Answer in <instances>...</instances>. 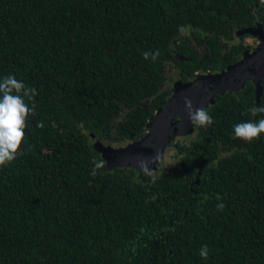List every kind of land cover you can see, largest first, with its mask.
<instances>
[{
	"label": "trees",
	"instance_id": "16d2710c",
	"mask_svg": "<svg viewBox=\"0 0 264 264\" xmlns=\"http://www.w3.org/2000/svg\"><path fill=\"white\" fill-rule=\"evenodd\" d=\"M257 22L261 0H0V77L36 89L0 167V264H264V133L233 136L264 118V93L205 109L209 131L185 145L193 170L207 165L193 189L178 161L154 182L111 172L92 136L143 138L172 92L169 63L184 80L222 69L241 49L235 30ZM208 141L231 151L212 165Z\"/></svg>",
	"mask_w": 264,
	"mask_h": 264
},
{
	"label": "flooded vegetation",
	"instance_id": "af4514ba",
	"mask_svg": "<svg viewBox=\"0 0 264 264\" xmlns=\"http://www.w3.org/2000/svg\"><path fill=\"white\" fill-rule=\"evenodd\" d=\"M258 23V22H257ZM200 31H197V33H199ZM236 34L233 39L232 42L235 45H239L240 46V50L238 51V57L235 61H233L232 63L227 64L224 68L222 69H217V70H201V71H197L195 76L193 78H191L190 80H184L181 75H180V69L177 63L174 62H170L168 65V74H169V83L167 85V89L171 90V94L168 97V102L166 105L169 104L171 97L176 93L177 88H179V86L181 87L186 86L191 84L192 82H194L195 80L199 79L201 76L203 75H207V74H218V73H229V70L231 68V66L237 62H239L240 60H242L247 54L255 51L258 48V45L260 43V39L259 41L256 40V37H253V41L246 43V38L250 36L249 33H244L242 32L241 28H237L235 30ZM185 35H189L190 37L194 38V34L192 33V28L188 27L186 28V30H184V32L181 34V36H185ZM192 38V42L191 44L198 49L199 52L202 51V46L198 45L197 40ZM258 73V69L256 68L255 63L250 65L249 67L242 69L238 72L237 78L235 80V82L233 83L232 86L234 87H228L227 89H223V86H221L220 84H215V83H211V84H202L199 86L198 89H201L204 93H203V98L206 101V105L203 109H206L209 106H212L214 104L217 103V101L219 99H222L223 96H229L231 93L233 96L237 97V98H241V97H247L250 96L251 98L254 99V102L256 101V89H257V85L254 82L255 81V76ZM261 85L263 86L262 88V94L264 93V77L261 79L260 81ZM197 89V90H198ZM196 91V90H195ZM255 105L257 106V101L255 102ZM180 111V110H179ZM178 119H179V115L178 113H176V115L173 116V120L178 124ZM151 121V120H150ZM211 125H207L204 127H199L197 125H195L194 128V134L193 137L191 139H186V138H182L178 135H176L174 137L173 140L170 141L169 145L167 146V149L165 151L164 154V159L161 162L165 163V157L166 154L168 152V150H173L175 152V156L178 159V163L180 165L181 168H183L185 171H191V176H192V182H191V189H193L194 185L199 184L200 182V175H199V171L203 170L207 165H203L202 167L196 168L193 170V166H189L188 165V158L191 157L193 155V153L196 152V150L194 151V149H192L191 147H189L187 149V147L185 148V145L193 143V141L197 138V136L199 135V133L201 132H207L209 131ZM179 127V125H178ZM148 128V125H147ZM180 131V128H179ZM148 134V133H147ZM146 134V135H147ZM145 135V136H146ZM94 140H93V145L96 141L100 140L101 142H103L100 138H98L97 136H95V134L92 135ZM144 136V137H145ZM143 137V138H144ZM138 139L137 141L142 140ZM134 141H130L127 142L126 144H122V145H115L113 143H108V142H103L105 145L108 146H113L114 148H120L123 146H126ZM208 144H210L211 146H213L212 150H213V154L211 152H209V157L211 156L212 158V165H214L215 163L217 164L219 162V160L221 159L220 157L228 154L231 149L229 147H223V146H218L217 148L214 147V143H212L211 141L207 142ZM192 145V144H191ZM98 151V150H97ZM102 157L103 154L98 151ZM106 160V159H105ZM106 165H107V161H106ZM177 165V162H176ZM176 165L174 166H170L168 169H159L158 172H150L151 175L153 176H158L160 174H162L165 171L171 170V172L174 171V169L177 167ZM107 169H109L111 172H115L117 171L118 174L121 175H130L131 172L132 173H137V175H141L142 173L145 172V170H136L133 169L131 167H127V166H120V165H116L113 167H110L107 165ZM199 180V182H198Z\"/></svg>",
	"mask_w": 264,
	"mask_h": 264
},
{
	"label": "clouds",
	"instance_id": "9594fccd",
	"mask_svg": "<svg viewBox=\"0 0 264 264\" xmlns=\"http://www.w3.org/2000/svg\"><path fill=\"white\" fill-rule=\"evenodd\" d=\"M148 56V53L144 54L145 59H148ZM152 58L155 59V55ZM35 95V88L27 87L22 80H18L14 75L0 77V167L6 166L17 156V151L25 135L26 120L29 114L34 111V108L29 107L26 103L25 97L32 100ZM185 104L189 118L194 125L204 127L213 123V117L208 111L203 108L193 110L190 100H186ZM251 111L255 115L257 109L252 108ZM259 111L264 112V108ZM261 133H264V118L255 122H239L233 125L234 138L251 141L253 138H259ZM102 166V163L96 164L93 174H95L96 168ZM141 167L148 175H151L147 162H142ZM152 179L154 182L155 177L153 176ZM223 207V203L217 205L218 209H223ZM199 255L203 259L208 258L207 245L201 246Z\"/></svg>",
	"mask_w": 264,
	"mask_h": 264
},
{
	"label": "water",
	"instance_id": "95a60500",
	"mask_svg": "<svg viewBox=\"0 0 264 264\" xmlns=\"http://www.w3.org/2000/svg\"><path fill=\"white\" fill-rule=\"evenodd\" d=\"M242 32L249 33L250 35H253L254 37H258L260 39L258 48L255 51L247 54L242 60L233 64L228 74L223 72L218 74H207L201 76L199 79L195 80L189 85H182L181 87L179 86V88H177L176 90V93L171 97L169 104L164 108L159 109L156 112L155 118L150 121H161L166 127L172 129V133L164 140V143L159 152L160 161L164 159V154L170 141L179 134V127L178 124L173 120V116L176 115V113H178L179 110L184 106L187 96L195 92V90H197L200 85L215 83L216 85L220 84L221 86H223V89L234 87L232 85L237 78L238 72L255 63L256 68L258 69V73L255 76L254 82L257 85L256 100L257 103H259L262 97L263 88L260 81L264 77V26L261 23H258L256 26L242 29ZM150 122L148 123V127ZM135 142H137V140ZM94 147L96 150L100 151L103 154L104 158L107 161V165L110 167L116 165L127 166L131 162H135L136 164L149 162V164L156 167V162H152L154 160L153 158H149L144 154L137 155L133 151L131 152L124 149V147L114 148L113 146L105 145L100 140L94 143Z\"/></svg>",
	"mask_w": 264,
	"mask_h": 264
},
{
	"label": "rangeland",
	"instance_id": "374dc122",
	"mask_svg": "<svg viewBox=\"0 0 264 264\" xmlns=\"http://www.w3.org/2000/svg\"><path fill=\"white\" fill-rule=\"evenodd\" d=\"M253 35H250L246 38V43L253 41ZM256 40L259 41V38L256 37ZM250 44V43H249ZM203 91L201 89L196 90L191 95H188L186 100L191 101L192 109H200L205 107V100L203 98ZM179 119H178V125L180 128L179 136L186 139H191L194 134V128L195 125L192 123V121L189 118V112L186 107V104L180 109L178 112ZM172 133V129L169 127H166L161 121H155L150 122L148 127V134L145 138H143L140 141L132 142L128 146H123L124 149L128 151H133L137 155L144 154L145 156H148L149 158H153L154 160L152 162H156V167L152 166L147 163L148 165V171L150 172H158L159 169H168L170 166L176 165V162L178 159L175 156V152L171 149L168 150L166 157H165V163L161 162L159 159V152L161 150V147L164 143V140ZM127 142H114L115 145H122L126 144ZM128 147V148H126ZM130 148V149H129ZM127 167H131L136 170H145L141 167V164H136L135 162H131Z\"/></svg>",
	"mask_w": 264,
	"mask_h": 264
},
{
	"label": "built area",
	"instance_id": "2783aa9c",
	"mask_svg": "<svg viewBox=\"0 0 264 264\" xmlns=\"http://www.w3.org/2000/svg\"><path fill=\"white\" fill-rule=\"evenodd\" d=\"M262 2H264V0H261Z\"/></svg>",
	"mask_w": 264,
	"mask_h": 264
}]
</instances>
